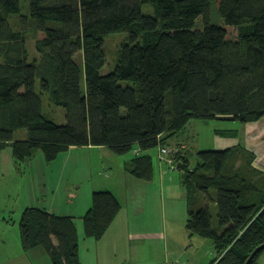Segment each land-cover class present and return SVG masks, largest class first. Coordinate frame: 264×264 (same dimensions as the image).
I'll use <instances>...</instances> for the list:
<instances>
[{
  "label": "trees",
  "instance_id": "1",
  "mask_svg": "<svg viewBox=\"0 0 264 264\" xmlns=\"http://www.w3.org/2000/svg\"><path fill=\"white\" fill-rule=\"evenodd\" d=\"M21 1L0 0V152L10 145L21 170L37 151L50 161L71 147L123 155L138 146L143 152L125 169L148 181L155 170L146 149L168 147L186 193L189 235L212 242L211 264H244L264 244V175L252 166L253 155L236 166L242 155L233 146L202 149L192 166L184 144L170 140L192 118L248 123L264 116V0H219L235 36L211 22L214 0H27L28 13L20 14ZM144 3L154 14L143 12ZM121 31L128 40L102 74L103 35ZM43 95L65 109V123L44 115ZM19 129L26 136L16 138ZM120 209L112 191H94L81 218L83 237L99 240ZM18 224L24 251L40 248L52 264H82L75 218L32 206Z\"/></svg>",
  "mask_w": 264,
  "mask_h": 264
},
{
  "label": "rangeland",
  "instance_id": "2",
  "mask_svg": "<svg viewBox=\"0 0 264 264\" xmlns=\"http://www.w3.org/2000/svg\"><path fill=\"white\" fill-rule=\"evenodd\" d=\"M218 2L219 0H214L211 4V22L224 26L228 29L230 36H235V28L226 25L221 18ZM27 7L28 1H21L20 14H27ZM142 10L144 13L154 14V8L151 4L144 3ZM16 17L18 18L17 14H11L8 20L15 22ZM35 34L32 31L27 34L26 45L30 61L36 55L34 47ZM38 35L42 36L43 33H38ZM103 37L106 62L101 73L105 74L116 62L121 45L128 40V33L123 31L112 32L104 34ZM80 57V53H78L77 60L80 61ZM42 110L47 118L54 120L56 123L63 124L66 122L65 109L51 103L46 95L42 96ZM248 124L237 120L192 118L185 125L183 132L170 141L171 143L180 142L184 144L185 150L188 151L189 157L192 159V166L196 162L195 153L198 150L220 149L233 146L232 153L234 155H242L238 156L235 162L236 166L242 165L243 161L241 159L244 155L245 159L253 155L252 166L264 175V116L259 121L251 122L250 126ZM227 130H229L228 135L218 133ZM24 136H26L24 129H19L15 132L16 138ZM71 148L74 149L71 150ZM71 148L60 152L50 161L46 160L41 151H37L30 162L23 164L21 170L16 167L10 145H6L1 151L0 264H52L48 254L42 249L37 248L36 251L32 250L28 252L22 249L18 223L23 208L29 202H35V204L40 206H50L53 204L57 208H68L71 206L70 202L72 200L68 196L69 193H74L77 189L81 191L94 183L97 184L98 179L105 177V172L109 174L110 169L100 161L97 146L89 145ZM135 148L141 153L143 152L138 146ZM145 152L151 156L156 173L158 172V163L162 164L161 173L163 175L162 185L164 190L162 195L159 191L156 192V202L154 201L150 204L146 201L143 204L158 207L157 219L160 222L164 221L163 224L168 231L174 228L180 233H185V239L187 240V248L185 250L193 253L191 247L194 245L196 239L199 238L189 240L186 236L184 222L187 218V198L180 182V171L176 167L169 166L168 162L162 157L159 146L146 149ZM134 154L135 152L132 149L127 154L118 156L128 155L130 157L134 156ZM249 172L254 173L255 171ZM256 174L252 175L257 176ZM154 177L148 181H140H144L143 183H153L151 185L157 186L159 182L155 175ZM111 186H113V192L120 200L121 205L129 208L134 207L136 204L139 205L137 202L139 198H131L128 194V188L124 185L119 184L117 187L114 180H112ZM197 199L195 196L191 198L192 209L194 210H196L198 205L199 200ZM210 206L212 219L215 221L216 208L214 204ZM84 239L86 238L81 237V240ZM204 239L212 243L209 239ZM147 245H150V242ZM162 252L160 249L158 252L159 257L163 256ZM261 263L264 264L263 256L261 259L259 257L257 262V264Z\"/></svg>",
  "mask_w": 264,
  "mask_h": 264
},
{
  "label": "crops",
  "instance_id": "3",
  "mask_svg": "<svg viewBox=\"0 0 264 264\" xmlns=\"http://www.w3.org/2000/svg\"><path fill=\"white\" fill-rule=\"evenodd\" d=\"M248 123L250 126L251 122ZM73 149L71 148V150ZM97 150L101 163L110 169L109 174L105 172V179H98L97 184L94 183L81 191L77 189L74 193H69L68 196L72 200L71 206L68 208H57L53 204L40 206L35 202H29L23 210L26 207L38 206L59 216H71L75 218L80 237L84 238L81 218L90 206L92 193L104 189L113 192L111 181L114 180L117 187L121 184L128 188V194L131 198H139L137 201L139 205L136 204L131 208L121 205L120 211L99 240L80 239L82 264H211L215 256L213 244L203 237L190 236L185 226L186 219L184 227L187 238L189 240L199 238L196 239L192 247L190 246L193 253L185 250L187 248L185 233H180L174 228L168 231L163 224L164 221L160 222L157 219L158 207L143 204L146 201L150 204L156 202L157 191L161 195L163 193L162 164L158 163V172L154 174L159 182L157 187L151 185L153 183H143L144 181H140L141 179L127 172L125 166L133 156L119 157L104 146H97ZM134 152L141 153L137 148L134 149ZM179 231L181 230L179 229ZM148 242L150 245H147ZM160 249L163 251V256L159 257ZM33 250L36 251L37 249ZM262 256L264 257V253L261 254L260 259Z\"/></svg>",
  "mask_w": 264,
  "mask_h": 264
},
{
  "label": "built area",
  "instance_id": "4",
  "mask_svg": "<svg viewBox=\"0 0 264 264\" xmlns=\"http://www.w3.org/2000/svg\"><path fill=\"white\" fill-rule=\"evenodd\" d=\"M160 152L164 160L168 162L169 166H172V161L170 158V153L172 152L171 149L168 147H160Z\"/></svg>",
  "mask_w": 264,
  "mask_h": 264
},
{
  "label": "water",
  "instance_id": "5",
  "mask_svg": "<svg viewBox=\"0 0 264 264\" xmlns=\"http://www.w3.org/2000/svg\"><path fill=\"white\" fill-rule=\"evenodd\" d=\"M264 248V244H261L259 246H257L252 253L249 255V257L247 258V260L245 261L244 264H250L251 260L254 258V256L262 249Z\"/></svg>",
  "mask_w": 264,
  "mask_h": 264
},
{
  "label": "bare ground",
  "instance_id": "6",
  "mask_svg": "<svg viewBox=\"0 0 264 264\" xmlns=\"http://www.w3.org/2000/svg\"><path fill=\"white\" fill-rule=\"evenodd\" d=\"M159 146V145H158ZM38 207V206H37ZM25 210V209H24Z\"/></svg>",
  "mask_w": 264,
  "mask_h": 264
}]
</instances>
